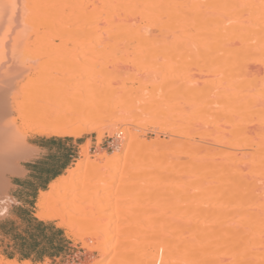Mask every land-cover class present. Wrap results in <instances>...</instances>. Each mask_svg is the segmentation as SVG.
<instances>
[{
	"label": "bare ground",
	"instance_id": "1",
	"mask_svg": "<svg viewBox=\"0 0 264 264\" xmlns=\"http://www.w3.org/2000/svg\"><path fill=\"white\" fill-rule=\"evenodd\" d=\"M164 111L184 129L147 138ZM106 132L123 148L89 139L37 218L93 264H264V0H0V218L27 135Z\"/></svg>",
	"mask_w": 264,
	"mask_h": 264
},
{
	"label": "crops",
	"instance_id": "2",
	"mask_svg": "<svg viewBox=\"0 0 264 264\" xmlns=\"http://www.w3.org/2000/svg\"><path fill=\"white\" fill-rule=\"evenodd\" d=\"M33 135L26 141L32 149L31 156L16 161V165L24 170V174L8 176L10 181L8 194L10 195V192L14 191L12 196L15 198L22 196L32 200L36 199L42 190L48 189L49 184L63 175L64 171L69 168L75 158V148L83 143V141L78 142L81 139L80 137ZM16 200L17 203L12 208V214L7 215V212V216L0 218V237L6 238L9 236L13 239L11 241L13 245L11 247L4 245L0 248L6 249L4 250L5 254L8 251L15 252V255L21 256V260H33L36 255H38L36 256L38 261H44L46 258H55L56 247L48 251V235L46 234L45 226L35 222V220L43 222L45 220H41L34 215V211L31 210L33 207L30 203ZM25 212L28 213L26 216H24ZM21 220L26 221L28 225L31 220H34L38 230L34 229L32 232L29 226H27L28 231L26 232H22L19 229L13 230L12 227ZM41 228L43 229L42 233ZM51 240H54L53 244L57 245L55 239L51 238ZM0 243H2L1 240ZM15 255H11L9 258H14Z\"/></svg>",
	"mask_w": 264,
	"mask_h": 264
},
{
	"label": "rangeland",
	"instance_id": "3",
	"mask_svg": "<svg viewBox=\"0 0 264 264\" xmlns=\"http://www.w3.org/2000/svg\"><path fill=\"white\" fill-rule=\"evenodd\" d=\"M40 68H36L34 70L31 71V74L34 73H38ZM191 70V72L189 71ZM188 72L190 73L191 77H195L197 74V70L195 67H193V71L192 68L189 69ZM29 73V70H27ZM195 71V72H194ZM27 74V73H26ZM18 97L15 99V101L22 103V102H37L39 99L37 98V94L35 93V89H28V90H22L21 88L18 89ZM13 99H9L8 102V111L9 113H11V117H17L18 116V112L16 111V109L14 108L13 105ZM166 111L162 112V116L163 118H159V119H153L148 118L146 120V123H148V131H146V137L147 138H153L155 136V132L154 130H158L159 127L161 125L165 126L168 130V133L171 135V128L175 127L177 128L178 131H182L184 129V125H183V118L179 115L178 112H174L173 114H170V116H165ZM167 113V112H166ZM156 121H158V123H156ZM19 122H21V120L19 119ZM161 124V125H159ZM170 135H163L161 134L160 137L162 138H166L169 139ZM34 136L33 134H29L26 137V141L30 138ZM42 136H48V135H42ZM74 138V137H72ZM81 139H79L78 142L83 141V143L79 146L75 148L76 153L74 154L75 158L72 160L71 165L69 166L72 167L74 166V164L81 159V155H80V149L81 146L83 144H85L89 139H91V145H90V153H97L100 152L102 150H107L109 152L114 151L115 149L122 147V145H124V141L122 142V140L115 134L114 136H108V132L105 133V136L102 138V141L98 144L97 143V139H96V134H84L82 137H80ZM120 141V142H119ZM118 146V147H117ZM66 173V170L64 171L63 174ZM12 193H14V191L10 192V195L12 196ZM15 193H17V191H15ZM39 196V195H38ZM38 196L36 199H28L26 197H22L19 196L17 198H14V201L12 202V204L9 207V211L8 214H12L13 211V206H15V204L18 201H22L23 203H30V205L33 207L31 208L32 211H34V215L36 213V202L38 199ZM28 213L25 212L24 216H26ZM5 215V216H7ZM44 222L46 223H50V225H48L46 228V234L48 235L49 238H53L56 241L57 245L53 244L54 240L47 241V247H48V251L55 248L56 247V257L55 258H46L44 261H38L37 257L38 255H36L33 258V262L34 263H47V264H93L95 260H97L98 258V253H90L85 247L82 246V243L80 241H78L77 239H75L73 236L69 235L66 232V229L63 227H60L59 224V220L58 219H53V220H45ZM27 226H29L33 232L34 229L38 230V228H36L34 221H31L28 225V223L24 220L18 221V223L12 227L13 230H17L19 229L20 231H28ZM54 228H58L61 229V231H57ZM42 228H41V233H42ZM0 240L2 241V243H0V247H3L4 245H7L8 247H11L13 245V243H11V241L13 240L12 238H10L9 236H7L6 238H2L0 237ZM4 250H6L5 248L1 249L0 248V257L4 256L6 258H9V256H13L15 255V252L12 251H8L7 254L4 253ZM15 259H17L19 262H23L24 260H21V256L20 255H15L14 257Z\"/></svg>",
	"mask_w": 264,
	"mask_h": 264
},
{
	"label": "trees",
	"instance_id": "4",
	"mask_svg": "<svg viewBox=\"0 0 264 264\" xmlns=\"http://www.w3.org/2000/svg\"><path fill=\"white\" fill-rule=\"evenodd\" d=\"M31 221H34V220H31ZM35 222H36V223H39V224H41L42 226H45V227H47L48 225H50V223H45V222H43V221H36V220H35ZM54 229L57 230V231H61V229H58V228H54ZM47 241L52 242V241H51V238H49V237H48Z\"/></svg>",
	"mask_w": 264,
	"mask_h": 264
}]
</instances>
